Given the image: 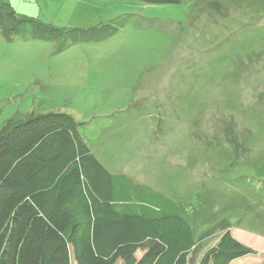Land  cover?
Listing matches in <instances>:
<instances>
[{"label": "rangeland", "instance_id": "374dc122", "mask_svg": "<svg viewBox=\"0 0 264 264\" xmlns=\"http://www.w3.org/2000/svg\"><path fill=\"white\" fill-rule=\"evenodd\" d=\"M8 1L57 28L119 32L61 53L0 36V128L70 115L112 174L178 202L196 241L225 219L259 254L237 264H264V0Z\"/></svg>", "mask_w": 264, "mask_h": 264}, {"label": "trees", "instance_id": "16d2710c", "mask_svg": "<svg viewBox=\"0 0 264 264\" xmlns=\"http://www.w3.org/2000/svg\"><path fill=\"white\" fill-rule=\"evenodd\" d=\"M117 32L111 24L57 28L0 0V36L9 43L57 42L61 53ZM232 229L224 219L196 241L178 202L126 175L112 174L70 115H41L0 128V264H71L72 254L76 264H194L202 244L213 237L217 243L196 264H232L257 255ZM139 250L145 251L137 259Z\"/></svg>", "mask_w": 264, "mask_h": 264}, {"label": "crops", "instance_id": "0c3cea01", "mask_svg": "<svg viewBox=\"0 0 264 264\" xmlns=\"http://www.w3.org/2000/svg\"><path fill=\"white\" fill-rule=\"evenodd\" d=\"M258 255H259V254L255 255V256H248V257H246V258H249V257H256V256H258ZM246 258H243V259H246ZM243 259L236 260V261H234L232 264H237L239 261H241V260H243Z\"/></svg>", "mask_w": 264, "mask_h": 264}]
</instances>
